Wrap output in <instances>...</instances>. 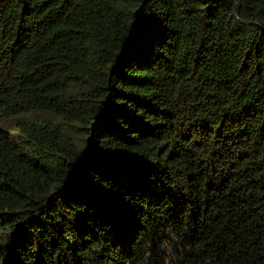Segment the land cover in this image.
<instances>
[{"label": "trees", "instance_id": "16d2710c", "mask_svg": "<svg viewBox=\"0 0 264 264\" xmlns=\"http://www.w3.org/2000/svg\"><path fill=\"white\" fill-rule=\"evenodd\" d=\"M0 264H264V0H0Z\"/></svg>", "mask_w": 264, "mask_h": 264}]
</instances>
